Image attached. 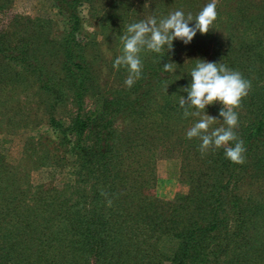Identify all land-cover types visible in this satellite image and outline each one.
Here are the masks:
<instances>
[{
  "label": "trees",
  "instance_id": "obj_1",
  "mask_svg": "<svg viewBox=\"0 0 264 264\" xmlns=\"http://www.w3.org/2000/svg\"><path fill=\"white\" fill-rule=\"evenodd\" d=\"M52 1L66 21L62 35L48 42V25L37 20L13 23L10 32L0 29V72L18 66L20 71L3 78L31 76L49 100L47 125L55 140L38 163L69 160L72 177L60 188L32 186L0 156V220L10 221L0 227V264H264V0H218L217 19L202 35L204 44L213 45L209 62L225 64L251 82L235 109L234 131L246 148L243 164L231 163L223 148L202 154L201 141L187 139L186 132L172 134L186 123L179 100L187 98L182 88L197 63L180 62L175 40L170 51L140 53L141 78L131 88L98 91L84 55L91 39L82 34L78 11L90 0ZM112 1L111 11L109 6L93 16L105 31L117 19V31L125 33L134 1ZM197 2L147 0L144 7L157 20L176 10L195 17ZM46 61H57L58 71L46 70ZM167 62L175 71H164ZM87 94L94 100L89 108ZM63 99L74 107L66 123L51 111ZM121 121L126 124L119 130L115 123ZM34 142L31 149L40 145ZM156 150L175 151L180 159L188 185L184 195L163 200L149 193Z\"/></svg>",
  "mask_w": 264,
  "mask_h": 264
},
{
  "label": "rangeland",
  "instance_id": "obj_2",
  "mask_svg": "<svg viewBox=\"0 0 264 264\" xmlns=\"http://www.w3.org/2000/svg\"><path fill=\"white\" fill-rule=\"evenodd\" d=\"M133 1L131 11L126 14L131 23L150 17L149 8L144 7L147 0ZM209 2L211 0H198L194 5L195 13L198 14ZM114 4L112 0H90V3L84 2L78 7L82 34L91 39L90 41L86 40L84 55L90 62V70L97 83L96 89L99 91L98 87H100L108 94H114L125 87L124 81L128 75L126 68H113L115 58L121 54L120 37L124 31H117V26L120 23L117 19H112L109 30H103L93 15L102 16L103 11L112 6L111 11ZM216 6H220L218 0ZM35 20H37V24L48 25V27L46 26V30L50 33L48 42L58 40L66 29L64 16L56 9L52 0H0V29H7L10 32L13 30L11 28L13 23L16 24V27L23 26L26 24L25 21L34 25L33 21ZM214 33L221 37H218V40L223 41L221 29L216 28ZM197 35H199L198 39L187 45L179 40L174 41L175 52L184 65L191 61H198V59L205 61L209 59L213 45L210 41L204 44L203 34L197 32ZM45 68L49 72L56 73L58 62L46 61ZM14 70L20 71L18 66L14 65L12 70L0 72V156H3L6 162L13 166L17 176L25 175L30 185L43 184L60 188L72 177L70 161L64 162L65 164L63 161H59L57 166H41L38 163L39 156L45 155L46 150H51V142L55 140L47 125L49 100L36 88V83L31 76L26 75V80L16 82H8L3 78V75H15ZM84 101L86 108L92 107L94 103L93 97L89 94L85 96ZM214 106V108H205L208 115L219 119L211 125L209 131L222 126V118L217 112L218 108L222 106L219 102ZM51 111L54 118L66 123L74 112V107L70 100L63 99L56 103ZM198 119L199 117H186V123L183 125L179 123L177 127H174L175 130L172 134L175 136L178 131L179 134L186 132ZM125 124L126 121H121L115 123V126L120 130ZM34 141H38L40 145L34 144L31 149L30 144L32 145L31 142ZM152 168L154 174L153 186L149 190L150 194L163 200H171L186 193L188 185L182 178L180 159L175 155V151L169 155H159L154 152ZM9 223L10 221L0 220V227L5 228Z\"/></svg>",
  "mask_w": 264,
  "mask_h": 264
},
{
  "label": "clouds",
  "instance_id": "obj_3",
  "mask_svg": "<svg viewBox=\"0 0 264 264\" xmlns=\"http://www.w3.org/2000/svg\"><path fill=\"white\" fill-rule=\"evenodd\" d=\"M217 0H211L195 15L176 10L166 17L157 20L150 16L139 22L127 26L126 32L120 37L122 42L121 54L114 62L113 68L124 67L127 77L124 81L126 87L131 88L141 78L143 63L140 53H162L173 49V40L189 44L197 32L206 34L217 19ZM194 23L189 26V22ZM165 72L175 71L174 64H163ZM190 83L182 90L187 93V98L181 96L179 106L184 109V117H199L198 121L186 131V138H198L199 151L204 154L209 150L224 149L225 158L234 164L245 162L246 148L244 141L237 136L234 129L238 126V114L235 109L240 107L242 99L248 95L251 82L237 71L218 62H209L198 59L194 68L190 70ZM219 102L222 106L219 117L223 119V126L209 131L211 125L219 119L205 112L206 106ZM190 109H194L190 111ZM105 197L108 193L102 192ZM108 207L112 200L106 199Z\"/></svg>",
  "mask_w": 264,
  "mask_h": 264
}]
</instances>
